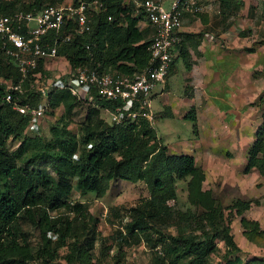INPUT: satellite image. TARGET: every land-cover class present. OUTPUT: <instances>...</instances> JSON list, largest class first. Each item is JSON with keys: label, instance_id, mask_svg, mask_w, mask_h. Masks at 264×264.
Returning <instances> with one entry per match:
<instances>
[{"label": "trees", "instance_id": "obj_1", "mask_svg": "<svg viewBox=\"0 0 264 264\" xmlns=\"http://www.w3.org/2000/svg\"><path fill=\"white\" fill-rule=\"evenodd\" d=\"M56 1L51 0V3ZM104 2L105 7L91 17L90 31L76 30L73 22L64 27L63 30L72 34V40L60 50V54L61 51L67 53L71 68L88 65L101 71L132 75L143 69L149 61L152 34H147L148 26L142 28L139 25L143 16L135 13L132 0ZM42 6V0H35L27 7L37 10ZM14 8L17 9V6L12 1L0 2V11H5L4 13ZM111 14L114 16L113 20L108 19ZM87 44L90 48H87ZM120 59L128 62L118 64ZM46 63L41 61L38 71L43 70ZM1 77L17 81L20 74L10 58L0 50ZM6 92V84L0 83V264H57L58 248L65 245L69 237L79 239V226L74 224L73 220L62 215L53 218L49 213L50 209L65 207L79 212L82 217H87L88 209L86 206L84 208L83 203L71 204L66 200L73 186L72 177L82 193H102L106 188V181L117 179L131 182L141 180L147 184L149 198L142 207L136 208V218L126 224L125 232L120 231L124 243L130 242L127 235L132 236L141 229L147 230L151 222L163 224L169 220L172 211L168 200L177 198L179 180L188 181V201L195 209L198 205H202V208L206 205V208L219 212L216 216H223L221 211L223 206L220 202L213 198L212 192L202 189L201 175L204 171L196 164L195 157L191 154H170L167 147H159L153 142L156 135L149 120L146 119L139 122L124 121L103 127L99 123L96 126L86 124L88 136L84 143L87 144L93 138L96 141L90 149L80 152L76 162L73 161V156L78 152L79 142L76 135L68 132L65 124L62 127H53V137L48 141L41 139V136H24L19 150L9 153L8 139L21 135L28 125L29 118L11 108L4 100ZM27 97L36 103L40 96L35 93L21 94L23 101L27 100ZM49 100L53 111L61 104L64 106L65 113L60 118L63 120L77 101H80L68 89L52 92ZM93 104L110 111H114L117 105L116 102L99 96ZM5 107L18 118L7 119L3 112ZM49 113L51 115L54 112ZM186 117L195 122L197 129L195 114L191 112ZM23 152L26 153L27 165H51L56 174L25 172L17 165L15 156ZM116 152L120 154L119 158L114 156ZM247 167H256L264 175V120L257 129L256 138L248 151ZM236 209L237 212L241 211ZM194 214L198 220L187 222L176 236H172L165 253L156 257V264H178L186 258L184 264H206L218 238H223L230 248L236 247L230 236V227L223 224L221 218L214 220L204 208L203 210L197 208ZM21 215L41 231L43 238L46 239L49 231L57 233L58 245L52 246L51 241L46 239V245L33 253L25 240L24 232L16 225ZM205 219L214 226L212 230L205 228ZM191 227L193 230H190ZM199 227L200 234L197 232ZM248 237L254 240L256 234L248 233ZM64 257L68 264L96 263L92 253H86L77 243L69 246V251ZM258 261H254V264H264L263 260ZM215 264L244 262L236 257L225 263Z\"/></svg>", "mask_w": 264, "mask_h": 264}, {"label": "rangeland", "instance_id": "obj_2", "mask_svg": "<svg viewBox=\"0 0 264 264\" xmlns=\"http://www.w3.org/2000/svg\"><path fill=\"white\" fill-rule=\"evenodd\" d=\"M2 1H12L17 9L14 8L8 13L0 11V16L11 15L16 11H30L32 9H28L27 6L35 0H0ZM65 1L67 0H57L56 4ZM48 3H51V0H42V5ZM164 3L169 8L171 0ZM199 4L203 8L199 14L184 13V16L204 17L206 20L207 17L215 18L216 23L211 25L206 33H212L211 40L214 42L219 40V44L224 46L221 48L220 45L222 52L219 54L225 61L218 63L219 66H243L242 70L235 74L231 75V72H227L228 77L224 87L226 93L231 95L220 103L223 110L221 109L219 116L224 128L225 126L231 128L234 134L238 131L242 133L224 136L234 147L233 150L229 147L216 151L209 150L207 138L211 136L207 134L201 136L193 120L171 114L159 117L165 110L170 111L165 109L156 96L163 83H158L149 94L154 119L148 122L156 135L153 142L159 147H167L170 154H191L195 157L196 164L204 171L201 175L202 189L212 192L213 198L223 206L222 217L216 216L219 212L206 208V205L203 208L207 209L214 220L221 218L222 223L230 227V236L235 241L236 247L230 248L223 238H218L206 264L225 263L236 257L241 258L244 264H254L257 260L264 261V175L256 167H247V156L256 138L257 129L264 120V0H199ZM146 26V23L142 24V28ZM147 29V34H152V30L149 27ZM65 45H61L60 50ZM123 62L128 61L118 60V64ZM45 66L40 70L39 81L47 82L62 77L71 68L67 53L62 51L57 60L47 62ZM171 66L181 68L182 72L186 70L184 57L176 53ZM172 71L173 69L169 70L166 82L171 87L168 95L173 97L175 94L185 93L187 85L182 72ZM8 79L1 77L0 81L4 82ZM220 90L222 95L224 93L222 85ZM223 111L228 115L227 119L235 121L227 122ZM3 112L7 119L18 118L13 116L7 107L3 108ZM52 112L54 113L47 116L48 128L40 134L26 127L21 135L11 136L7 142L8 152H17L24 136H41V139L48 141L53 137L52 128L62 127L65 124L68 132L76 135L79 142L78 152L73 156V161L76 162L80 152L90 149L96 141L93 138L87 144L84 143L88 136L86 124L96 126L99 123L101 127L116 124L113 111L81 100L77 101L64 120L60 119L65 113L62 104L54 111L52 109ZM196 125L198 126V123ZM211 146L215 149L214 145ZM15 156L17 165L25 172L56 174L51 165H27L24 152ZM114 156L119 158L120 154L116 152ZM187 182L183 180L177 182V198L168 200L172 214L167 222L163 224L151 222L147 230L141 229L132 236L127 235L130 242L124 243L120 231L125 232L126 224L136 218V208L142 207L149 198L150 191L147 184L141 180L131 182L117 179L106 181V188L102 193H82L72 177L73 186L66 200L71 204L83 203L88 212L85 218L79 212L65 207L49 210L53 218L66 216L79 226V239L69 237L66 244L58 248L57 264H68L64 255L73 243L80 245L86 253L91 252L95 264H156V257L165 253L172 236H176L187 222L198 220L194 214L197 208L203 210L202 205H198L195 209L188 201ZM236 208L241 211L237 212ZM205 220V228L212 230L214 226L207 219ZM16 225L24 232L25 240L31 246L33 253L46 245V239L51 241L52 246L58 245L57 233L49 231L46 239L43 238L41 231L36 229L24 215L18 218ZM190 230H193V227ZM197 232L200 234V227ZM248 233L256 234L255 239H250ZM186 260L187 258L178 264H184Z\"/></svg>", "mask_w": 264, "mask_h": 264}, {"label": "built area", "instance_id": "obj_3", "mask_svg": "<svg viewBox=\"0 0 264 264\" xmlns=\"http://www.w3.org/2000/svg\"><path fill=\"white\" fill-rule=\"evenodd\" d=\"M132 0L135 13L142 15L139 25L152 30L150 58L147 65L132 75L101 71L97 67L78 65L62 77L44 82L38 67L41 61L52 62L60 55V46L72 40V34L63 30L69 23L76 30H91V17L105 7L104 0H67L48 3L40 9L16 11L0 16V50L12 61L20 74L0 83L6 84L4 100L19 114L29 118L27 128L40 134L48 128V115L52 111L49 96L60 89H68L79 100L93 103L96 97L116 102L114 120L139 122L153 120L149 94L158 84L165 85L166 77L183 41L184 13L199 14V0ZM113 20L114 16H108ZM87 48L90 45L87 44ZM38 94L36 103L23 101L21 94Z\"/></svg>", "mask_w": 264, "mask_h": 264}, {"label": "crops", "instance_id": "obj_4", "mask_svg": "<svg viewBox=\"0 0 264 264\" xmlns=\"http://www.w3.org/2000/svg\"><path fill=\"white\" fill-rule=\"evenodd\" d=\"M214 19L213 17H207L206 20L204 17L184 16L183 41L176 49V53L184 57L186 70L182 72L181 68L177 69L175 66H171L170 69H173L172 72H175V70L177 73L182 72L187 90L183 94H175L172 97L168 95L171 88L168 83L161 85L156 96L160 99L161 104L165 106V109H170V111L165 110L159 117L171 114L175 117L187 118L186 116L195 110L194 114L197 118L200 135L207 134L211 136V138H207L208 149L216 151L222 148L228 149L229 147L230 150H233L234 147L224 136H232V134L235 136L237 133L240 135L242 131L234 134L231 128L223 127V123L219 121L222 109L220 103L226 101V97L231 95L226 93L224 87L228 77L227 72H231V75L235 74L240 72L243 66H219L218 63L225 61V59L220 58L219 54L224 46L219 44V40L217 42L211 40L212 33H206V30L216 23ZM223 54H225V51ZM221 85L224 90L222 95ZM227 117L228 115L225 113V118L227 119ZM226 121L233 123L235 120L227 119ZM211 145H214L215 149Z\"/></svg>", "mask_w": 264, "mask_h": 264}]
</instances>
